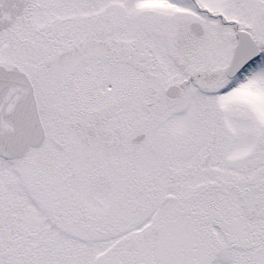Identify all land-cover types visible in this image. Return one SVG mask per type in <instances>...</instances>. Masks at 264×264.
Masks as SVG:
<instances>
[{"label":"snow or ice","instance_id":"1","mask_svg":"<svg viewBox=\"0 0 264 264\" xmlns=\"http://www.w3.org/2000/svg\"><path fill=\"white\" fill-rule=\"evenodd\" d=\"M0 264H264V0H0Z\"/></svg>","mask_w":264,"mask_h":264}]
</instances>
